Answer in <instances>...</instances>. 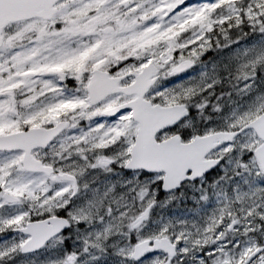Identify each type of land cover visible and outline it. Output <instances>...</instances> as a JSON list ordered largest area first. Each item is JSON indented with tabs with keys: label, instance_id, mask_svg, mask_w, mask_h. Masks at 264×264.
<instances>
[{
	"label": "snow or ice",
	"instance_id": "snow-or-ice-1",
	"mask_svg": "<svg viewBox=\"0 0 264 264\" xmlns=\"http://www.w3.org/2000/svg\"><path fill=\"white\" fill-rule=\"evenodd\" d=\"M0 264H264V0H0Z\"/></svg>",
	"mask_w": 264,
	"mask_h": 264
}]
</instances>
